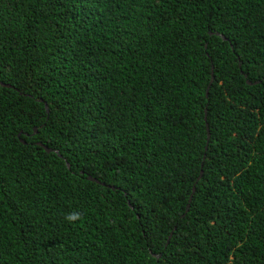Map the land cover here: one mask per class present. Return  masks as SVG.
<instances>
[{
    "label": "trees",
    "instance_id": "1",
    "mask_svg": "<svg viewBox=\"0 0 264 264\" xmlns=\"http://www.w3.org/2000/svg\"><path fill=\"white\" fill-rule=\"evenodd\" d=\"M0 264H264V0H0Z\"/></svg>",
    "mask_w": 264,
    "mask_h": 264
},
{
    "label": "clouds",
    "instance_id": "2",
    "mask_svg": "<svg viewBox=\"0 0 264 264\" xmlns=\"http://www.w3.org/2000/svg\"><path fill=\"white\" fill-rule=\"evenodd\" d=\"M65 220L68 223L75 225L78 221L82 220V216L79 212H72L65 215Z\"/></svg>",
    "mask_w": 264,
    "mask_h": 264
},
{
    "label": "water",
    "instance_id": "3",
    "mask_svg": "<svg viewBox=\"0 0 264 264\" xmlns=\"http://www.w3.org/2000/svg\"><path fill=\"white\" fill-rule=\"evenodd\" d=\"M47 149V148H46ZM48 150V149H47ZM98 183H100L99 181H97Z\"/></svg>",
    "mask_w": 264,
    "mask_h": 264
}]
</instances>
